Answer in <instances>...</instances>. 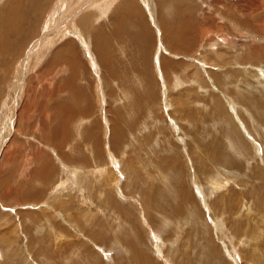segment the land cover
Segmentation results:
<instances>
[{
    "label": "rangeland",
    "instance_id": "obj_1",
    "mask_svg": "<svg viewBox=\"0 0 264 264\" xmlns=\"http://www.w3.org/2000/svg\"><path fill=\"white\" fill-rule=\"evenodd\" d=\"M97 1L0 33V264H264V0Z\"/></svg>",
    "mask_w": 264,
    "mask_h": 264
},
{
    "label": "bare ground",
    "instance_id": "obj_2",
    "mask_svg": "<svg viewBox=\"0 0 264 264\" xmlns=\"http://www.w3.org/2000/svg\"><path fill=\"white\" fill-rule=\"evenodd\" d=\"M2 1V0H1ZM14 1V2H13ZM21 0H11V1H8V3H6L5 5H4V7L2 8V13L5 15V18L3 17V19L2 18H0V23L2 24V26H0V28H2V30H0V33L1 34H3V36H4V39H3V41L2 42H6V41H8L7 39H8V37H6V35H10V34H12L11 32H13V31H15V32H17V25H16V23L13 25V26H11V23L9 22V20H10V18H12V15L11 14H13L12 13V11H13V8H15L16 10H18V5H19V2H20ZM71 1L72 0H68V1H66L65 2V0H63V7L67 4V3H69V4H71ZM99 1H101V3H97L98 4V6L100 5V4H102L101 6H103V10L104 9H106L107 7H106V4H109V2H108V0H98L97 2H99ZM114 1H116V0H114ZM163 0H158V3H159V5H160V2H162ZM33 0H30V3H29V6L27 7L26 5H23V7H20V9L21 8H23V10H25V9H29V8H31V7H33L32 5H35V7L38 5V4H36L35 2H33ZM91 4V3H90ZM89 3H87V4H85V5H83L82 7H81V9H80V13H81V11H83V14L81 15V17H80V20L78 21V24L77 23H71L70 24V26H71V28L73 27V24H74V28H73V30H75L76 32H78L77 31V29H76V25H78L79 26V29H81L83 32L85 31V34L87 33V31H88V23H89V19L88 18H85L84 17V15H87L88 17H89V11L88 10H90L89 8H87L88 7V5H90ZM15 5V6H14ZM14 6V7H13ZM31 6V7H30ZM110 6H112L111 4H110ZM35 7H33V8H31V10L32 9H34ZM62 7V8H63ZM66 8V7H65ZM134 8L135 7H132V4L131 3H122L120 6H119V8H117V10L115 11V13H114V16H113V18H112V21H111V23L113 24V25H115L116 26V28L118 29V31L116 32V33H118L117 35H116V37L117 36H120V38L122 37L121 36V34H127V33H125L124 32V30H122V25L125 23V22H127V21H129V15H127V11H129V10H131V12H133L134 11ZM19 9V10H20ZM109 9V8H108ZM106 11V10H105ZM15 12H17V11H15ZM91 12H92V10H91ZM106 13H107V11H106ZM6 14H7V16H6ZM20 14V13H19ZM63 14H64V12H63ZM71 14V13H70ZM70 14L68 15V20H67V23H68V25H69V22H70V20H75L76 19V17H78V15L79 14H77V16L76 17H74V18H71L70 19ZM8 16H11V17H8ZM19 16V15H18ZM65 17H67V16H65ZM20 18V17H19ZM13 19H15V17L13 18ZM19 20V19H18ZM17 20V23L19 22ZM65 20V19H64ZM63 20V21H64ZM13 21V20H12ZM15 21V20H14ZM19 23H21V22H19ZM54 23V22H53ZM68 25H66L67 27H68ZM21 26H22V24H21ZM52 28V27H51ZM128 30H126V32H127ZM19 32H20V29H19ZM81 32V31H80ZM10 33V34H9ZM14 33V32H13ZM82 34V33H81ZM129 35H131V34H129ZM109 36V35H108ZM13 37V36H12ZM104 42L102 41V40H100L99 42H96V47H98V46H101L102 44H103ZM38 44H39V42H38ZM38 44H36V45H38ZM3 45V44H2ZM1 46V45H0ZM40 47H42V46H40ZM34 48H32V50H33ZM30 51L29 52V54L30 53H32L33 51ZM70 50V49H69ZM34 53V52H33ZM37 53V52H36ZM102 53V50H99V54H101ZM29 56V55H28ZM29 59V58H28ZM27 68V67H26ZM22 69V68H21ZM22 71V70H21ZM23 72V71H22ZM20 73V72H19ZM23 73H25V71L23 72ZM22 75V74H21ZM25 76V75H24ZM24 76H22V77H20L19 79V87H17L18 88V91H17V96L19 95V91H20V89L22 90V86H23V83H24ZM17 79V78H16ZM17 82V83H18ZM73 82V81H72ZM73 84V83H72ZM73 86V85H72ZM22 87V88H21ZM38 89V88H37ZM36 89V90H37ZM35 90V89H34ZM28 92V91H27ZM32 92V91H31ZM20 94H21V91H20ZM33 95V94H32ZM31 96V95H30ZM20 97V96H19ZM33 97V96H32ZM35 97V96H34ZM27 98V97H26ZM30 99H31V97H29ZM33 99H35V98H33ZM40 99V98H39ZM27 101V100H26ZM29 104H31L30 102H28ZM16 105V104H15ZM13 106L14 108L12 109L13 110V114H14V116H15V119H14V122H15V120H18L17 118L18 117H21V115H22V113L24 112V111H22V110H20L19 108H17V105L16 106ZM24 105H27V104H24ZM24 107V106H23ZM29 107H31V105L29 106ZM33 108V107H32ZM12 112V111H11ZM22 112V113H21ZM19 113H21V115L19 114ZM25 113V112H24ZM23 113V114H24ZM24 116V115H23ZM20 119V118H19ZM29 119V118H28ZM11 120H13V118H11ZM13 123V127H12V129H11V124ZM10 122V129L12 130L11 131V133L12 132H14V131H16L15 130V125H14V122L13 121H11ZM22 123V122H21ZM23 124V123H22ZM16 133V132H15ZM10 134V133H9ZM14 134V133H13ZM7 139V138H6ZM3 151H4V149H2L1 150V152H2V154H4L3 153ZM9 152H7V156H9ZM4 157V156H3ZM6 157V156H5ZM13 159V158H12ZM5 160V159H4ZM46 179V178H45Z\"/></svg>",
    "mask_w": 264,
    "mask_h": 264
}]
</instances>
